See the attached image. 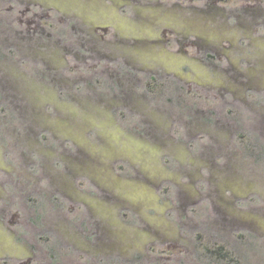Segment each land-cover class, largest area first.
I'll return each instance as SVG.
<instances>
[{"label": "rangeland", "instance_id": "rangeland-1", "mask_svg": "<svg viewBox=\"0 0 264 264\" xmlns=\"http://www.w3.org/2000/svg\"><path fill=\"white\" fill-rule=\"evenodd\" d=\"M243 2L0 0V264H218L201 252L213 242L238 264H264V102L252 108L245 91L226 92L248 107L246 120L230 119L213 90L222 92L233 71L161 41L205 33L239 43L240 22H264L260 0ZM46 15L64 23L59 35L40 22ZM151 38L156 47H147ZM240 53L229 55L232 64L256 74ZM115 56L160 75L156 89L174 74L200 95L168 86L153 103L115 70ZM260 84L263 91L264 74ZM234 131L257 138L236 145ZM54 196L71 209L81 203L77 217ZM199 200L203 211L193 216L187 206Z\"/></svg>", "mask_w": 264, "mask_h": 264}, {"label": "flooded vegetation", "instance_id": "flooded-vegetation-1", "mask_svg": "<svg viewBox=\"0 0 264 264\" xmlns=\"http://www.w3.org/2000/svg\"><path fill=\"white\" fill-rule=\"evenodd\" d=\"M216 1H217V3H215V4L213 3V7L217 8V9H219V7L222 9V8H224V6H226L227 8L229 7V9H236V7H240L241 4L244 3L243 0H216ZM260 2L262 4H264V0H260ZM221 5H223V6H221ZM232 19L233 18L231 17L230 20H232ZM40 22L43 23L45 26H48L49 28H51V30H52L51 32L54 33L55 35H59V31L57 30L58 28L61 30L64 29L63 28L64 23L57 22V20L54 18L53 15L42 16L40 19ZM203 24H204V28H207L206 27L207 25L205 23H203ZM240 26H241L240 28L242 29V35L239 38L241 40L239 43L235 42V40H233L232 38L231 39L227 38V39L217 41L216 39H214L211 36H208V34H205V33H202L201 36H197V35L189 36L188 34H186V35H183L181 38L180 37L177 38L176 35L175 36H172V35L165 36V34H163V36L161 38V41L163 43L164 48L169 52H175V51L178 52L179 51V52H182L184 55H187L189 57V55H190L189 51L193 47L195 49V52H194L195 54L194 55L191 54V58L199 61L200 63H205L207 65L209 64L214 69H216L215 67H225V68L227 67L233 71L231 75L229 74L230 78L226 81L227 84L223 85V86H221V85L218 86V88L221 89L222 92H219L217 89H214V88H213L214 89L213 91L219 93L221 98H223L222 99L223 100V107H222L223 112L226 113V115L228 117H230V119H233L235 121L236 120L242 121L243 118H244V120L247 119L246 117L248 114V111H247L248 107L241 105L239 102H237L235 100L226 99L225 98V97H227L226 95L223 97L224 93L228 92V94H234V93H240V92L245 91L246 98L249 101H251L250 103H253V104H249L250 107H252L253 105L255 106L256 104H261L262 101L264 102V90L261 91L262 87L260 88V86H259V85H261L260 84L261 78L264 74V42L262 43V40L264 41V32H263L264 22L258 21L255 24H250L248 21L247 22H240ZM235 27H237V26L235 25ZM245 28L249 29L248 33L251 32V35H249V34L246 35ZM204 31H205V29L203 30V32ZM61 32L63 33V31H61ZM146 40H147V44H146L147 47H149V46L150 47L151 46L156 47L155 43L158 39L151 38V39H146ZM236 40L238 41V39H236ZM250 40H255V41L257 40L258 43H255L257 49L256 48L255 49L250 48L249 45H247ZM108 42L110 43V45L112 44L111 43L112 41L107 39L106 43H108ZM131 43L132 44L128 45V47L126 48V51L128 50V52H130V53H131V51H133V48L134 49L136 48L135 44L133 42H131ZM156 45H157V43H156ZM148 49H147V52L149 51ZM233 50L241 51L240 56H239L240 59L238 58V60L244 61V63H246L245 61H252L253 60V65L255 66L253 68V72H255L256 74H254V75L252 74V68L250 69L251 72H249V74H248V72L247 73L245 72L246 73L245 74L244 72H242V70L237 69V67L232 64V62L229 58V55L231 54V56H233ZM131 54L133 56L137 55V53L135 54L134 52ZM109 62L111 63V65L115 66V70L118 71V73H120L121 76H124L125 79L127 78L126 79L127 83H133L137 87L141 86L142 88L146 89L149 93H151L152 97L150 99L153 103L154 102L158 103L157 101H159V98H160L159 96L164 94V93L166 94V92L169 91L168 86L170 87V90L172 93L173 92L174 93L183 92V93L189 95V98H197L198 95H200V92L195 87L188 88L187 84L185 82L180 81L179 79H176L174 77V74L170 75V76H172V78H170L168 74L166 75L163 73L162 74L163 79L170 78L171 84L170 85L167 84L166 87H163L164 86L163 85V86H161V88H159V86H158L156 89L155 86L151 85V83L153 82V80L156 77H160V75H157V73L150 72L149 70L142 68V67L136 68L135 65H130L128 67V66L124 65L123 59H121L117 56L109 59ZM139 62H140V64H145V62L141 61L140 59H139ZM220 65H222V66H220ZM29 66H30V64H29ZM29 66L27 65V67H29ZM233 81L235 82V84L233 83ZM173 82H176V83L174 84ZM251 82L254 84L256 83V85H253L254 86V88L252 87L253 89H250L251 88L250 87ZM172 83L174 85H172ZM97 84H98L97 87H99L100 86L99 82ZM105 84H106V82H105ZM104 86L105 85H103L102 87H104ZM155 92H156V96L154 95ZM181 98L184 99L185 97L182 96ZM181 109H183V108H181ZM12 114L13 113L11 112V115ZM127 116H129L131 118L134 117V115H132L130 113H128ZM42 134H43V132H40L38 134L40 141L42 143H45V142L48 143V141H50V140H48L47 137H43ZM239 135L240 134L235 132V131L232 134L233 142L236 145H238L240 143V142H238L239 141ZM253 135H256V134H253ZM3 172H5L4 169L0 168V173H3ZM162 185H163V183H161V186H160L161 191H162ZM158 193H160V192H158ZM165 197L169 198V195L167 194ZM54 198L56 201V202L54 201L55 202L54 205L56 206V208H59L61 210L65 209L71 218L77 217V214L80 211V206H81L80 204L81 203L76 204L73 207V209H71L68 206L69 203L63 197L54 196ZM27 201H29L31 204H34L33 198H28ZM245 201H248V200H246V199L238 200L239 203H244ZM202 202H203L202 200H199L197 202L191 203L190 205L187 206V211L190 214H192L193 216L198 215L201 211H203V207L200 206V205H202ZM13 205L15 207L16 202H14ZM81 209H82V207H81ZM185 216H186V218H188V215L186 213H185ZM15 225L19 228V230H21L20 232H29V231H23L22 230L21 227L24 226V224L20 220H17L15 222ZM30 232H55V231L54 230L42 231V230L35 229L33 231H30ZM149 244L147 246V249L152 248ZM2 263L3 264H10L9 260L8 261L3 260ZM111 263L112 262L103 263V264H111Z\"/></svg>", "mask_w": 264, "mask_h": 264}, {"label": "trees", "instance_id": "trees-1", "mask_svg": "<svg viewBox=\"0 0 264 264\" xmlns=\"http://www.w3.org/2000/svg\"><path fill=\"white\" fill-rule=\"evenodd\" d=\"M251 136L255 137L256 135H253L252 133H250V135L243 134L239 136V141L240 140L245 141L249 139ZM47 239L49 241L51 240L50 237H47ZM202 245H203V249L201 250V252H204L207 256H209L210 259L216 260L218 264H223V262H226V264L229 263L238 264L237 259L233 257L231 250H229V247H227L223 242H213L211 244L204 243ZM111 264H126V263L112 262Z\"/></svg>", "mask_w": 264, "mask_h": 264}]
</instances>
